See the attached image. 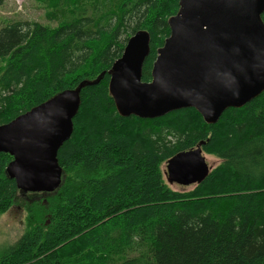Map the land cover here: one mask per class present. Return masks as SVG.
I'll return each mask as SVG.
<instances>
[{"label": "trees", "instance_id": "trees-1", "mask_svg": "<svg viewBox=\"0 0 264 264\" xmlns=\"http://www.w3.org/2000/svg\"><path fill=\"white\" fill-rule=\"evenodd\" d=\"M39 1L55 25L0 28V124L104 75L81 91L58 152L61 186L29 206L36 221L0 250V264H264V91L216 123L195 108L122 116L110 69L144 29L142 78L151 80L179 0ZM199 145L220 162L201 183L175 190L163 164ZM12 159L0 152V214L21 192L6 172Z\"/></svg>", "mask_w": 264, "mask_h": 264}, {"label": "water", "instance_id": "water-1", "mask_svg": "<svg viewBox=\"0 0 264 264\" xmlns=\"http://www.w3.org/2000/svg\"><path fill=\"white\" fill-rule=\"evenodd\" d=\"M264 0H179L158 49L151 80H143L151 36L131 35L110 69L109 91L118 113L157 118L195 108L216 123L229 107L240 108L264 91ZM84 80L0 124V152L13 159L6 168L22 192H55L64 170L58 152L71 138L81 91L98 83ZM202 146L180 151L166 163L171 184L201 183L209 174Z\"/></svg>", "mask_w": 264, "mask_h": 264}, {"label": "rangeland", "instance_id": "rangeland-1", "mask_svg": "<svg viewBox=\"0 0 264 264\" xmlns=\"http://www.w3.org/2000/svg\"><path fill=\"white\" fill-rule=\"evenodd\" d=\"M14 21H38L43 24L55 25V22L47 21L45 6L39 0H0V28ZM209 165L214 167L220 162L215 156L205 154ZM165 178L166 164H163ZM175 190L191 189L193 185L182 186L171 184ZM42 192H19L17 202L9 210L0 214V250L6 249L16 242L29 224L36 221L29 213V206L44 195ZM49 222V221H48Z\"/></svg>", "mask_w": 264, "mask_h": 264}]
</instances>
